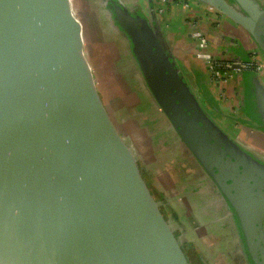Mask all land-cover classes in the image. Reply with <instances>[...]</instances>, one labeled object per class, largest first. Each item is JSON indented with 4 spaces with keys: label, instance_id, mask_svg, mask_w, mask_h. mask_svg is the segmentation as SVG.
<instances>
[{
    "label": "water",
    "instance_id": "1",
    "mask_svg": "<svg viewBox=\"0 0 264 264\" xmlns=\"http://www.w3.org/2000/svg\"><path fill=\"white\" fill-rule=\"evenodd\" d=\"M193 2L240 27L264 64V0ZM101 3L147 98L231 210L245 264H264V154L209 116L156 20ZM81 22L71 0H0V264H188L99 95ZM252 86L264 117V82Z\"/></svg>",
    "mask_w": 264,
    "mask_h": 264
},
{
    "label": "crops",
    "instance_id": "2",
    "mask_svg": "<svg viewBox=\"0 0 264 264\" xmlns=\"http://www.w3.org/2000/svg\"><path fill=\"white\" fill-rule=\"evenodd\" d=\"M148 4L149 18L158 23L196 96L202 92L209 104L207 107L218 111V118L224 120L223 115H226L237 119L241 116L238 118L241 124L250 125L244 122L248 108L246 98L250 91L253 94L255 77L264 82V76L243 71L224 83H217L206 71L210 60L238 61L253 51L258 54L249 35L226 16L211 11L207 5L189 12L191 10L187 8L192 4L191 0H148ZM197 31L199 36L194 35ZM194 86H200L202 91L196 92ZM211 98L214 100L212 103ZM225 109L231 115L225 114ZM158 129L153 134L154 140L149 143L145 139L142 144L144 150L140 149L137 154L141 159L155 161L152 169L145 168L150 172L155 170L154 177L166 196L163 206L172 216L175 233L178 231L181 237L192 239L209 264H245L240 253L241 245L234 233L236 221L228 205L192 158L189 165L180 162L179 157L184 153L181 142L175 134H170L164 119ZM249 129L248 144L264 147L262 132L257 131L253 123ZM160 139L163 147L155 146ZM211 236H215V240ZM207 237L214 244L210 248L206 245Z\"/></svg>",
    "mask_w": 264,
    "mask_h": 264
},
{
    "label": "rangeland",
    "instance_id": "3",
    "mask_svg": "<svg viewBox=\"0 0 264 264\" xmlns=\"http://www.w3.org/2000/svg\"><path fill=\"white\" fill-rule=\"evenodd\" d=\"M124 1L127 2L126 4L128 6V10L132 15L141 14L149 19L150 13L144 4L146 0ZM71 2L76 17H79L82 21V36L84 37L86 58L90 63H92L91 65H93L92 67L97 79V85L100 87L101 85L104 86L106 106L113 117L115 116L117 121L120 122V129L125 130L129 139L131 138L134 143L133 146L135 147V150L140 153L141 150H144V148H142V144H144L145 139H147L149 143L154 140L153 134H155V131L158 129V126H160L161 121L164 118L156 109L154 102L147 98L148 96L142 89V80L134 61L130 56H125L121 45L122 43H120V38L113 33V31L117 29L115 24H113L114 26L111 24L109 26L107 22L108 18L104 19L106 14H103L104 8L101 0H71ZM140 3H143V5ZM191 3H193L192 0ZM117 30L115 32L122 35L119 30ZM126 43L129 44L130 49L132 47L130 40H127ZM257 58L259 57L257 56ZM104 67L106 69H104ZM244 72L246 73L247 71ZM101 79L105 81V85L102 83ZM199 87L200 86H194L196 92L202 91V88ZM199 94L197 97L199 98L201 105L207 111L209 116L219 125V127H222L223 129L225 128L224 130L228 132L233 139L240 141L246 148H250L251 145L247 142L249 132H251L249 129L250 125H242L238 120L241 116H238L237 119L227 117L226 115H223L224 120L222 118H218V111L207 107L209 104L206 98L202 96V92H199ZM212 101L214 100L211 98V103ZM151 108L154 109L155 112H153ZM121 109H124L125 111L133 110L136 113H139V118L137 117L140 120L139 126L138 123L135 125L130 124L129 122L133 121L132 118L130 116H126L123 112L124 110L121 111ZM229 113L228 109H225V114ZM170 134L174 135V132L170 131ZM161 141L162 139L159 140L158 144L154 145L160 146ZM253 148L255 149V147ZM154 163L155 161L144 160L141 158L138 160L141 172L146 175L145 178L143 173H141L142 178L144 181L148 180L155 197L158 200L164 201L166 196L157 179L154 177L155 170H151L152 173L149 171L152 169ZM159 169H161V165L159 166ZM163 210V214L165 216L172 218L164 206ZM176 233L179 234L178 231ZM182 240H184V244H191L190 247L193 250H190V253L192 254V258H195V263L209 264L206 259L202 257V254L199 252V249L195 246L194 242L191 241L192 239L188 240L183 236ZM211 240L212 239L206 241L207 248L214 245ZM196 256L202 257V259H200L199 262H196Z\"/></svg>",
    "mask_w": 264,
    "mask_h": 264
},
{
    "label": "built area",
    "instance_id": "4",
    "mask_svg": "<svg viewBox=\"0 0 264 264\" xmlns=\"http://www.w3.org/2000/svg\"><path fill=\"white\" fill-rule=\"evenodd\" d=\"M200 32H194L199 36ZM257 56L259 58H257ZM206 71L217 83H224L234 75H239L243 71H251L258 75L264 74V64L258 54L254 51L247 55L246 59L238 61L232 60H210L207 64Z\"/></svg>",
    "mask_w": 264,
    "mask_h": 264
},
{
    "label": "trees",
    "instance_id": "5",
    "mask_svg": "<svg viewBox=\"0 0 264 264\" xmlns=\"http://www.w3.org/2000/svg\"><path fill=\"white\" fill-rule=\"evenodd\" d=\"M106 3H107V8H109L110 9V11H111V5L113 4V3H115L117 0H104ZM120 43H122L121 45H122V47H123V50H124V53H125V56H130V54H129V50L127 49V47H126V45L120 40ZM247 57H245L244 59H246ZM90 64H92V63H90ZM91 66H93V65H91ZM107 66V65H106ZM104 69H106L105 67H104ZM92 70H93V67H92ZM93 74H94V76H95V72H94V70H93ZM95 80H97L96 79V76H95ZM102 80V79H101ZM102 83L105 85V81L104 80H102ZM98 86V92H99V95H100V97H101V99H102V101L104 102V103H106L105 102V89H104V86H102L101 85V87L99 86V85H97ZM252 97H253V94H252V92L250 91L249 93H248V101H247V103H248V108H247V115H249L252 119L251 120H254V121H256V123H258V129L259 128H264V117L262 116V114H261V112H259V110L258 109H256L255 108V104H254V101L252 100ZM125 109V108H124ZM124 109H121V111L122 110H124ZM124 113H125V115L126 116H130L131 118H132V122H129L130 124H132V125H135L136 123H138V126H139V122H140V120L138 119L139 117H138V115H139V113H136L135 111H133V110H127V111H123ZM138 117V118H137ZM137 118V119H136ZM250 125H252V124H250ZM131 139V138H130ZM138 166H139V164H138ZM140 167V166H139ZM143 173V172H142ZM143 175L145 176V178H146V175L143 173ZM146 182H147V184H148V186H149V188H150V185H149V182H148V180H146ZM150 190H151V188H150ZM151 193H152V191H151ZM152 195H153V197L156 199V200H158L156 197H155V195L152 193ZM190 245L191 244H189V243H183V245H182V250H183V253H184V255H185V258H186V260H187V262H188V264H197V263H195V258H192V254L190 253L191 251L190 250H193L191 247H190ZM188 249V250H187ZM200 259H202V257H198V256H196V262L198 261L199 262V260ZM199 264V263H198ZM202 264V263H201Z\"/></svg>",
    "mask_w": 264,
    "mask_h": 264
},
{
    "label": "flooded vegetation",
    "instance_id": "6",
    "mask_svg": "<svg viewBox=\"0 0 264 264\" xmlns=\"http://www.w3.org/2000/svg\"><path fill=\"white\" fill-rule=\"evenodd\" d=\"M139 2H140V1H139ZM140 4L143 5V3H140ZM144 4H145L146 8L148 9V8H149L148 0H146V2H145ZM143 9H144V7H143ZM108 10H109V8H108ZM144 10H145V9H144ZM103 14L105 15L104 12H103ZM106 18H107V16L105 15V18H104V19H106ZM113 26H114V25H113ZM238 109H239V108H238ZM237 113H240V110H237ZM253 124L258 126V123H256V122H253ZM257 131L260 132L259 129H258ZM260 133H261V132H260ZM262 134H263V133H262ZM263 137H264V134H263ZM181 145H182V149H183L184 153H183V156H182V157H179V158H180V162H182L183 165H189L188 163H189L190 159L192 158V160H194V157L192 156V154H191V152L189 151V149L185 146V144L183 145V143H181ZM253 146H254L255 149H257V150H255L252 146H251L250 148H247V149L253 151L255 154H256V153H257V154H264V147H259V146H257V145L255 146L254 144H253ZM185 158H186V159H185ZM202 172H203V171H202ZM151 191H152V190H151ZM152 193H153V192H152ZM153 194H154V193H153ZM211 237H213L214 240H215V236H211ZM206 240H209V238L207 237Z\"/></svg>",
    "mask_w": 264,
    "mask_h": 264
}]
</instances>
